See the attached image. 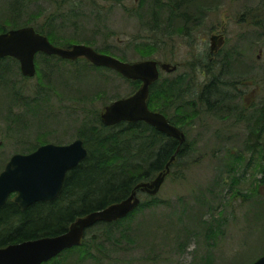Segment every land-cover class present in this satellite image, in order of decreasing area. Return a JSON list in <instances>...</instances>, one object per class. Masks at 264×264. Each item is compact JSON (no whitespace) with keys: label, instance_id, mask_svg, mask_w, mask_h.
<instances>
[{"label":"rangeland","instance_id":"1","mask_svg":"<svg viewBox=\"0 0 264 264\" xmlns=\"http://www.w3.org/2000/svg\"><path fill=\"white\" fill-rule=\"evenodd\" d=\"M180 3L0 0V33L54 28L68 48L86 44L123 61L178 67L162 71L158 84L171 98L154 94L151 103L187 138L160 192H140L142 204L132 216L90 230L84 248L50 264H253L264 255V153L247 149L253 130L239 122L242 106L264 104V17H253L263 10H250L264 7V0ZM213 35L225 38L216 54L210 53ZM36 62L32 78L22 76L14 59L0 62V173L14 154L44 144L86 138L93 148L95 133L111 132L101 126L105 107L141 86L85 59L39 54ZM251 80L257 88L242 84ZM212 86L224 96L219 104L209 99ZM250 111L243 113L252 117Z\"/></svg>","mask_w":264,"mask_h":264},{"label":"water","instance_id":"2","mask_svg":"<svg viewBox=\"0 0 264 264\" xmlns=\"http://www.w3.org/2000/svg\"><path fill=\"white\" fill-rule=\"evenodd\" d=\"M210 42L211 53H214L225 44V38L213 35ZM38 53L72 61L85 58L94 66L114 70L128 80L141 81L142 86L134 94L105 107L101 114L104 125L111 127L122 122L142 121L177 139L180 146L186 141L182 130L170 124L162 113L152 111L148 105L150 87L160 78V69L172 73L177 70L176 65L156 60L122 61L85 44L58 47L31 26L0 34V58L18 59L23 75L32 77L36 74L35 56ZM87 155L88 150L79 138L70 144L48 143L32 153L13 155L0 173V208L12 194H16L15 203L22 211L37 202L55 200L63 189L67 174L79 166ZM175 158L176 155L153 181L139 183L131 195L120 202L77 218L66 232L0 247V264H44L65 250L80 246L86 231L95 224L116 222L133 213L142 202L138 190L157 195ZM253 264H264V255Z\"/></svg>","mask_w":264,"mask_h":264},{"label":"trees","instance_id":"3","mask_svg":"<svg viewBox=\"0 0 264 264\" xmlns=\"http://www.w3.org/2000/svg\"><path fill=\"white\" fill-rule=\"evenodd\" d=\"M139 1L142 4L145 2V0ZM179 1L180 6H186L197 0ZM166 4L170 5L169 2ZM258 9L263 12L255 13L253 16L255 19L264 17V7H254L250 10L253 13ZM170 10L176 15L173 9ZM51 29L49 34L37 31L46 35L54 45L66 47L58 42L54 28ZM159 80L150 88L148 100L150 108L152 101H155L154 94L160 99L165 98L166 102L172 95L168 90L158 86ZM133 84L139 86L141 83L133 81ZM207 94L208 90H204L202 97L205 98ZM220 94L222 95L221 90L212 86L208 94L209 99L214 97L219 104L224 97ZM154 104L161 105L160 102ZM261 120L263 121V117ZM101 123L103 128L111 132L105 133L100 129L95 133L92 137L94 146L91 149L86 138H81L88 149V155L79 166L68 173L63 189L54 201L38 202L24 211L14 201H8L0 208V247L66 232L77 218L129 197L137 184L151 180L154 173H160L165 169V165L174 155L178 160L185 152V144L177 152L179 142L176 139L168 137L144 122L121 123L111 127L104 125L102 120ZM246 145L248 150H252L254 146L252 140L247 141ZM263 153L262 149L260 154ZM132 214L122 220L129 218ZM114 224L116 223L99 222L87 230L85 237H89L90 230L102 231ZM85 246L86 242L83 240L81 246L66 251L70 252ZM56 258L58 256L47 264L57 260Z\"/></svg>","mask_w":264,"mask_h":264},{"label":"flooded vegetation","instance_id":"4","mask_svg":"<svg viewBox=\"0 0 264 264\" xmlns=\"http://www.w3.org/2000/svg\"><path fill=\"white\" fill-rule=\"evenodd\" d=\"M20 28H22V27H20ZM16 29H18V28H16ZM39 54H41V53H39ZM6 59H14L15 60V64L17 63L19 65L20 70H21V65H20V62H19L18 59L13 58V57H5V58H0V62L5 61ZM35 63H37L36 62V57H35ZM36 69H37V66H36ZM36 74H37V72H36ZM22 76L25 77V78H32V77H29V76H25L23 74H22ZM34 76H36V75H34ZM242 84H244V85L246 84L248 86L249 85L253 86V84H254V87L257 88L256 87L257 83L255 82V80H254V83H253V80H251V81H244V82H242ZM16 93H19V92H16ZM255 93H256V91L254 90L253 94H255ZM16 108H17V106H16ZM248 110H251L250 112L252 114V117H251V115H246L245 113H243V111H248ZM163 114L167 117V119H168L170 124H172L174 126H177L170 120L169 116L166 113H163ZM18 115H20L19 112H17L16 116H18ZM245 116L246 117L248 116V118L246 119ZM262 117H263V121L261 120ZM239 119H240L239 122H241V123L244 122L243 124L246 126L245 127L246 130L251 129V127H252L251 130H253V131L248 136V139L252 140L253 145H254L252 150L255 151L256 153H260V151L263 149V152H264V104L261 106L259 101H258V103H254L252 101V103L249 106H245L244 109H243V106H242L241 107V114L239 115ZM179 146H180V144H179ZM180 149H181V146H180V148L178 147L177 152L180 151ZM176 163H177V157H176V160L173 161L170 164V172H169L168 176L171 173L172 167ZM167 164L165 165V169H166ZM152 180H150L148 182H151ZM139 192H143V191L140 190ZM143 193L148 194L146 192H143ZM14 198H15V195H14Z\"/></svg>","mask_w":264,"mask_h":264}]
</instances>
